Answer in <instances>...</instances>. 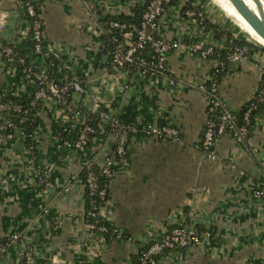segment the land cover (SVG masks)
<instances>
[{
    "label": "crops",
    "instance_id": "1",
    "mask_svg": "<svg viewBox=\"0 0 264 264\" xmlns=\"http://www.w3.org/2000/svg\"><path fill=\"white\" fill-rule=\"evenodd\" d=\"M142 1L0 0V41L31 50L26 4H32L45 51L29 52L30 60L39 68L50 65L60 81L72 76L86 87L80 99L72 93L67 105L44 98L30 140L17 129L13 137L0 132V239L19 234L39 264H138L152 242L183 225L212 237L168 249L157 264H264V196H255L264 189V107L243 143L226 133L217 140L216 157L206 156L197 148L208 119V95L199 85L210 82L216 60L189 45L205 40L224 51L230 35L250 47L248 58L230 63L219 83L231 110L258 92L264 96V48L223 18L211 0H197L207 12L206 24L184 15L180 5L169 6L157 22L158 35L184 42L170 52L166 75L154 80L115 70L109 56L103 60L104 19L131 15ZM30 82L0 57L3 96L27 95ZM97 103L135 129L126 162L116 155L114 132L96 124L100 132L90 138V165L101 169L111 160L103 207L109 235L92 230L85 218L82 156L64 143L97 118ZM150 123L178 128L179 138L146 133ZM23 250L22 242L11 246L0 264H23Z\"/></svg>",
    "mask_w": 264,
    "mask_h": 264
},
{
    "label": "built area",
    "instance_id": "2",
    "mask_svg": "<svg viewBox=\"0 0 264 264\" xmlns=\"http://www.w3.org/2000/svg\"><path fill=\"white\" fill-rule=\"evenodd\" d=\"M189 1L190 0H181L180 8L183 10V6ZM170 2L171 0H151L142 15V20L139 25L132 22L113 20L109 24L103 26L102 36L108 37L107 42H104L103 46L109 56V65L111 68L129 72L127 70L128 67L138 64L140 67L137 68L136 71L154 80H159L162 76L167 74V61L170 52L184 44V42L178 40H168L156 33L157 22L167 10V6ZM191 4L194 7L200 6L197 1H191ZM26 8L30 17L36 15V10L32 4L27 3ZM184 15L189 18H196L201 23L207 20V12L203 7H201V9L187 8L184 11ZM1 27L2 24L0 23V28ZM32 38L35 42L34 52L41 54L44 49V33L42 22L39 19L32 22ZM189 46L190 50L198 52L202 58L207 59L209 57H214L216 60L213 69L214 74L212 73L210 82L199 85V89L206 92L208 95V119L203 128L202 139L197 144V148L206 156L215 158V146L217 140L221 136L229 133L236 141L243 143L250 132L247 123L249 122L251 110L256 108L257 105L252 103L250 109H248L244 115V121L246 123L237 125L236 114L222 101L219 92V81L215 78V75L222 70L228 62L234 63L248 58L250 47L247 45L229 47L232 51L223 59L219 54L220 50L205 40L198 41ZM147 47L152 48L156 53L157 60L156 62H152L151 65L142 67V65L145 64L143 53ZM0 57H6L7 60L13 64H23L25 62V59L22 57L15 58L14 50L11 47L4 48L2 52H0ZM25 71L27 72L26 76L29 77L33 75L35 82H38L40 86V89L34 93L31 106H35L36 101L40 98H51L65 104L68 102L67 96L69 93L86 92V87H84L82 80L72 78L64 83L56 81L50 78L48 68H40V70L34 71L33 67L29 66ZM171 83L174 84V81L171 80ZM97 108L99 109V124L102 125L103 130L109 125L111 131L118 136L119 141L116 146V155L121 162H126L129 133L135 130L134 127L120 121L112 115L109 110L101 107L99 103H97ZM215 108H221L222 112L217 120L209 116V112L213 111ZM11 110L27 114L30 108H24L20 104L5 102L3 95L0 93V114H8V111ZM7 114L5 115L6 118H4V121H0V132L6 133L8 137H13V130L16 129L22 134H26L24 129L20 126L21 123L25 122V118H21L20 124H17L12 120L11 115ZM227 128H229V132ZM144 130L148 134H153L167 140H177L180 135L178 128L171 126L160 127L151 123L146 125ZM98 132H100L99 129L86 124L73 140L65 139L64 143L67 146L74 147L82 156L81 170L85 173L83 183L86 188V193L90 197L85 218L92 230L106 233L108 232V226L105 223L106 220L103 215L104 208L99 205V200L108 198L111 160L107 159L106 164L99 171H96L91 168V159L88 152L90 136ZM42 183L47 186L51 185L45 178H42ZM255 196H264V189L257 190ZM91 219H93V222H89ZM211 237L212 234L210 231L198 230L196 228L189 229L183 225L172 226L160 240L152 242L141 252L138 264H157L156 257L164 254L168 249L176 247L186 248L198 245ZM20 242L24 245L22 259L25 264H39L32 247L24 244L17 233L10 234L4 239H0V256L6 253L11 246Z\"/></svg>",
    "mask_w": 264,
    "mask_h": 264
},
{
    "label": "trees",
    "instance_id": "3",
    "mask_svg": "<svg viewBox=\"0 0 264 264\" xmlns=\"http://www.w3.org/2000/svg\"><path fill=\"white\" fill-rule=\"evenodd\" d=\"M150 1L151 0H143L141 4H138L134 8L133 14H131V15H127V16L126 15L107 16L104 19V24H109L113 20H119V21H122V22H132V23H134L136 25H139L141 23V20H142V15H143L144 11L146 10V7H147V5H148V3ZM191 1H197V0H190L189 2H187L183 6V10H182L183 13H184V11L187 8L201 9L200 6H197V7L192 6ZM178 5H181V0H171L169 5L167 6V8L169 6H178ZM30 19H31L32 22H34L37 19H40L39 15H38V12L36 11V15L33 16V17H30ZM206 22H207V20H205L203 23L206 24ZM31 35H32V32H31ZM30 39L31 40H30V43H29L30 44L29 48L31 50L29 52H34V44H35V42H34L32 36H31ZM121 39H123V38H121ZM102 40H103V42H107L108 37L103 35L102 36ZM246 44L247 43H245L242 40L233 38L230 35L228 36V46L229 47H233L235 45L243 46V45H246ZM6 47H11L14 50L15 58L22 57V58L25 59V62L23 64L22 63L13 64L12 62H9L6 57H2V59L7 64L12 65V66H14L16 68L17 74L20 77L26 76L27 72L25 71V69L27 67H29V66H32L34 71L40 70V68L37 67L35 64H33L32 61L30 60V57H29L30 53L28 52V50H26L25 48H23L21 46H13V45L7 44L6 42H3V41L1 42L0 41V52H2V50L4 48H6ZM229 47H228V49H226L224 51H220L219 54H220L221 58L225 59L227 57L228 53H230L232 51V50H230ZM44 51H45V49H43V52ZM104 52L107 54V51H106L105 48H104ZM249 53H251V51ZM143 56L145 58V64H143L142 67L147 66V65H151L152 62H156V60H157L156 53L150 47L146 48V50L143 53ZM51 61H53V60H51ZM229 65H230V63L228 62L226 64V66L215 75V78L219 81V83L221 81L222 76L224 75V73L228 69ZM139 67L140 66L138 64H134V65L128 67L127 70L129 72H134ZM48 73H49L50 78H53L54 80L59 81V82H63V83L73 78L72 76H70L67 79L63 80V81H60L58 78H56V76L54 74V71L51 70L50 65H49V68H48ZM29 78H30L31 82H30V85L28 87L29 93L27 95L17 96V97L3 96V99H4L5 102H11L12 104H20L24 108H30V110H29V112L27 114H24L23 112L18 113V112L13 111V110L8 111V114L11 115L12 120L14 122H16L17 124H20L21 118H25V122L21 123L20 126L24 129L28 139L30 140V138L32 137L33 131L35 129V120L38 118V113H39V111H40V109L42 107V104H43V98L38 99L36 101V103H35V106H31V102L34 99V93L37 90L40 89V86H39L38 82H35V79H34L33 75L29 76ZM213 78H214V76H213ZM71 99H72V93H69V95L67 96V100L70 101ZM252 103H255L257 106H256V108L252 109L251 112H250L249 122L247 123L249 131H251V128H252V125L255 122L256 116L259 115L262 112V110H263V107H264V96L261 95L260 92H258L254 98H252L251 100H249L248 102L243 104L239 110H232V112H234L236 114V123H237V125L245 124L246 122L244 121V115H245V112L248 109H250ZM64 105H67V103H65ZM67 109H69V107H67ZM221 114H222L221 108H215L213 111L209 112V116L212 119H214V120H217L220 117ZM99 123H100L99 122V115L97 114V118L94 121H90L88 123V125H92L93 127L98 129L96 124H99ZM107 129L109 131H111L109 125H107ZM227 131L228 132L230 131L229 128H227ZM97 134H95V135H97ZM95 135H91L90 138L95 136ZM91 168L95 169L96 171L100 170V169L92 167V166H91ZM84 175H85V173L82 171V181H84ZM86 198H87V209H88L89 202H90V197H89V195L87 193H86ZM107 199L99 200V205L104 207ZM89 222H93V219L89 220ZM105 223L108 226L107 222H105ZM109 232H110V229L108 227V232H106V233L109 235L110 234ZM158 257L159 256L156 257L157 261H158ZM22 263L25 264L23 259H22Z\"/></svg>",
    "mask_w": 264,
    "mask_h": 264
},
{
    "label": "water",
    "instance_id": "4",
    "mask_svg": "<svg viewBox=\"0 0 264 264\" xmlns=\"http://www.w3.org/2000/svg\"><path fill=\"white\" fill-rule=\"evenodd\" d=\"M230 1L234 5V7L238 10V12L242 15V17L249 23V25L264 39V0H253L255 4V8L250 6V4L246 0H230ZM220 7L225 11V9L222 6ZM239 26L241 27L240 24ZM241 29L243 28L241 27ZM243 30L245 31V33H248L249 36L258 45L264 48V44H262L257 39H255L247 30L245 29ZM103 60L104 62H106V60H108V55H105ZM73 97L76 99H80L82 97V94L79 92H74Z\"/></svg>",
    "mask_w": 264,
    "mask_h": 264
},
{
    "label": "bare ground",
    "instance_id": "5",
    "mask_svg": "<svg viewBox=\"0 0 264 264\" xmlns=\"http://www.w3.org/2000/svg\"><path fill=\"white\" fill-rule=\"evenodd\" d=\"M220 6H222L227 14L233 17L243 29L247 30L255 39L264 44V39L249 25V23L242 17L238 10L234 7L230 0H215ZM250 6L255 8L253 0H246Z\"/></svg>",
    "mask_w": 264,
    "mask_h": 264
},
{
    "label": "rangeland",
    "instance_id": "6",
    "mask_svg": "<svg viewBox=\"0 0 264 264\" xmlns=\"http://www.w3.org/2000/svg\"><path fill=\"white\" fill-rule=\"evenodd\" d=\"M211 2L214 4V7L217 9L218 12H220L223 15V18H225L224 16H226V18H228L231 22H233L232 24H234L235 26H237L238 28H241L239 26V23L231 16H229L227 14V12H225L214 0H211ZM243 30V29H241ZM244 31V30H243ZM245 32V31H244ZM248 36L249 34L246 33ZM250 37V36H249ZM251 38V37H250ZM252 39V38H251ZM253 40V39H252ZM103 41V40H102ZM254 41V40H253ZM104 43V42H103ZM4 121V120H3Z\"/></svg>",
    "mask_w": 264,
    "mask_h": 264
}]
</instances>
